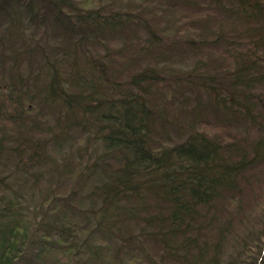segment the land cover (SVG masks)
<instances>
[{
    "label": "trees",
    "instance_id": "16d2710c",
    "mask_svg": "<svg viewBox=\"0 0 264 264\" xmlns=\"http://www.w3.org/2000/svg\"><path fill=\"white\" fill-rule=\"evenodd\" d=\"M0 264H264V0H0Z\"/></svg>",
    "mask_w": 264,
    "mask_h": 264
},
{
    "label": "rangeland",
    "instance_id": "374dc122",
    "mask_svg": "<svg viewBox=\"0 0 264 264\" xmlns=\"http://www.w3.org/2000/svg\"><path fill=\"white\" fill-rule=\"evenodd\" d=\"M116 44V43H115ZM186 64L190 65L191 64V61H188Z\"/></svg>",
    "mask_w": 264,
    "mask_h": 264
}]
</instances>
